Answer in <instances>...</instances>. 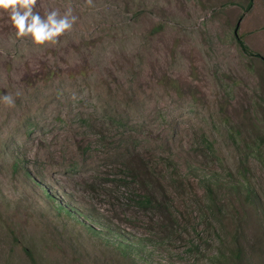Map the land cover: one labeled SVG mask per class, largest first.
Listing matches in <instances>:
<instances>
[{"label":"rangeland","instance_id":"1","mask_svg":"<svg viewBox=\"0 0 264 264\" xmlns=\"http://www.w3.org/2000/svg\"><path fill=\"white\" fill-rule=\"evenodd\" d=\"M247 2L38 0L77 17L43 46L0 14V264H264V60L234 34L264 56V0Z\"/></svg>","mask_w":264,"mask_h":264},{"label":"clouds","instance_id":"2","mask_svg":"<svg viewBox=\"0 0 264 264\" xmlns=\"http://www.w3.org/2000/svg\"><path fill=\"white\" fill-rule=\"evenodd\" d=\"M37 3L38 0H0V14L10 23L16 38H27L35 46L54 45L60 36L72 29L77 17L72 15L71 7L63 15L59 10H45L41 15L36 10ZM86 3L91 5L92 0ZM2 99L8 105L14 104L9 95Z\"/></svg>","mask_w":264,"mask_h":264},{"label":"trees","instance_id":"3","mask_svg":"<svg viewBox=\"0 0 264 264\" xmlns=\"http://www.w3.org/2000/svg\"><path fill=\"white\" fill-rule=\"evenodd\" d=\"M253 2H254V0H248L247 5L245 7V11H249V9H251V7L253 6ZM243 14H242V17H243ZM234 34H235V38H236L240 48L242 49V51L245 54H248L250 56H256V57H259V58L264 60V56L261 53H259V52L253 51L248 46V44L244 41L243 37L237 33V30H235ZM138 203L141 206H149V205H152V204H155V203H160V202H159L158 197L155 194H153L152 192L149 191L148 194H145L143 197L140 198ZM160 208L164 209V206H162ZM237 255L238 256L240 255V251L239 250H238Z\"/></svg>","mask_w":264,"mask_h":264}]
</instances>
